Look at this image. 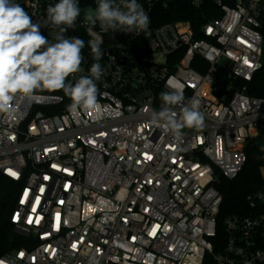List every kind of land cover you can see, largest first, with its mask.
Here are the masks:
<instances>
[{"label": "built area", "instance_id": "built-area-1", "mask_svg": "<svg viewBox=\"0 0 264 264\" xmlns=\"http://www.w3.org/2000/svg\"><path fill=\"white\" fill-rule=\"evenodd\" d=\"M182 1L200 13L197 30L165 20ZM15 2L37 22L59 0ZM137 2L147 30L93 29L103 39L95 112H69L62 91L17 96L0 112V176L20 184L12 224L30 243L0 264H264V188L246 214L222 220L214 243L220 179L241 172L247 141L264 144V98L246 87L264 66V0ZM78 5L65 34L86 44L77 78L96 62L84 15L98 0ZM173 90L197 96L205 116L180 140L149 123Z\"/></svg>", "mask_w": 264, "mask_h": 264}, {"label": "clouds", "instance_id": "clouds-1", "mask_svg": "<svg viewBox=\"0 0 264 264\" xmlns=\"http://www.w3.org/2000/svg\"><path fill=\"white\" fill-rule=\"evenodd\" d=\"M82 9L78 0H59L49 5L46 20L33 22L32 16L15 0H0V112L11 114V102L17 96L31 98L37 92L62 91L71 103L68 111L74 114L95 112L98 108L96 81L103 75L99 61L103 51V39L93 32L98 25L101 32L120 31L139 34L149 28L150 17L137 0H98V6L88 11L84 19L88 32L94 36L87 42L94 62L88 75L83 73L82 50L85 41L79 37H67L74 28ZM41 27H47L51 39L42 35ZM73 77V80H69ZM159 110L153 109L149 123L177 140L183 137V129H201L205 116L197 96L186 98L183 91H162ZM180 108L178 112L176 108ZM264 151V148L261 149Z\"/></svg>", "mask_w": 264, "mask_h": 264}, {"label": "trees", "instance_id": "trees-1", "mask_svg": "<svg viewBox=\"0 0 264 264\" xmlns=\"http://www.w3.org/2000/svg\"><path fill=\"white\" fill-rule=\"evenodd\" d=\"M187 19L192 21L195 30L202 23L200 13L188 8L184 1L177 2L172 14L165 17L166 21ZM246 87L249 96L264 98V66L254 75L251 82L246 83ZM37 93H43V91ZM262 148L264 144L260 138L247 141L245 145L246 162L241 172L231 181L220 179L217 189L221 194L222 203L218 216L217 238L214 239V243L217 240H223L222 220L227 216L246 214L247 198L264 188V151L261 150ZM19 189V183L0 176V258L21 248H30L29 239L17 234L12 224ZM203 264H211L208 256Z\"/></svg>", "mask_w": 264, "mask_h": 264}, {"label": "water", "instance_id": "water-1", "mask_svg": "<svg viewBox=\"0 0 264 264\" xmlns=\"http://www.w3.org/2000/svg\"><path fill=\"white\" fill-rule=\"evenodd\" d=\"M15 232L17 233V234H21L19 231H17V230H15Z\"/></svg>", "mask_w": 264, "mask_h": 264}, {"label": "snow or ice", "instance_id": "snow-or-ice-1", "mask_svg": "<svg viewBox=\"0 0 264 264\" xmlns=\"http://www.w3.org/2000/svg\"><path fill=\"white\" fill-rule=\"evenodd\" d=\"M13 175H15V173H13Z\"/></svg>", "mask_w": 264, "mask_h": 264}]
</instances>
